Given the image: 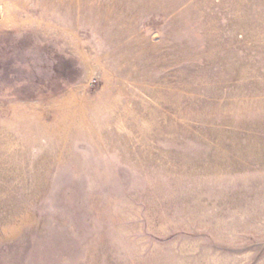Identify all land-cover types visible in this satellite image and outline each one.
I'll return each mask as SVG.
<instances>
[{
    "label": "rangeland",
    "instance_id": "1",
    "mask_svg": "<svg viewBox=\"0 0 264 264\" xmlns=\"http://www.w3.org/2000/svg\"><path fill=\"white\" fill-rule=\"evenodd\" d=\"M0 264H264V0H0Z\"/></svg>",
    "mask_w": 264,
    "mask_h": 264
}]
</instances>
